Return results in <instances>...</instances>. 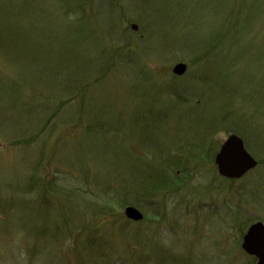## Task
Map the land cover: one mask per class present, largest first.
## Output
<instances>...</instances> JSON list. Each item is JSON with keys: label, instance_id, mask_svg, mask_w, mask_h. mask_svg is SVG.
<instances>
[{"label": "rangeland", "instance_id": "obj_1", "mask_svg": "<svg viewBox=\"0 0 264 264\" xmlns=\"http://www.w3.org/2000/svg\"><path fill=\"white\" fill-rule=\"evenodd\" d=\"M71 1L0 0V264H249L264 163L213 158L234 133L264 162V0ZM135 183L149 221L102 214Z\"/></svg>", "mask_w": 264, "mask_h": 264}, {"label": "water", "instance_id": "obj_2", "mask_svg": "<svg viewBox=\"0 0 264 264\" xmlns=\"http://www.w3.org/2000/svg\"><path fill=\"white\" fill-rule=\"evenodd\" d=\"M136 29V25H132ZM186 65L177 62L172 67L174 75H183ZM214 162L220 176L229 179H238L257 165L256 159L250 155L244 147L240 136L230 133L215 154ZM126 218L138 221L142 219V213L133 206L124 208ZM241 248L257 260V264H264V223L256 221L249 225L243 235Z\"/></svg>", "mask_w": 264, "mask_h": 264}, {"label": "trees", "instance_id": "obj_3", "mask_svg": "<svg viewBox=\"0 0 264 264\" xmlns=\"http://www.w3.org/2000/svg\"><path fill=\"white\" fill-rule=\"evenodd\" d=\"M71 2H75V1L73 0ZM76 2L78 4H80V1L79 0H76ZM161 18L158 17L157 22ZM61 104H64V103L62 102ZM263 163L264 162L261 159H259L257 165L260 166V164L262 165ZM187 164H186V162H183V161H179V162L178 161H175V162H171V163L170 162H167L165 168L164 167H162V169L159 168V170H157V172L152 171L155 174H153L152 172L151 173L147 172L144 175L145 178H143V179H148V180L150 179V181L151 180L154 181L155 179H157V181H159V185H161V184L165 185V187L163 188L164 190H162V191H169L170 190V187H173L174 189L179 188L184 183V181H182L181 179H186L187 178L186 177L187 175L185 173L189 174V171L190 170L187 168ZM165 172H169L170 175L167 174V173H165ZM158 176H165V179L167 181H165L164 183H161V181H160L161 178H159ZM146 182L149 183L148 181H146ZM163 185H161V186H163ZM149 188H150L149 185L142 186L141 183L138 184V185H137V183H135V185H132L131 186V192H132V196H133V199H134L133 201H128V202H125V201L121 202V201H119V203L117 205L119 207L118 208L119 209L118 211H114L115 209H114L113 204L111 202H109L108 204L104 205L103 207H100V210L103 212L102 214L109 215L110 217H112L114 219V222L119 223L122 220H124L123 212L121 213V211L123 210V208L125 206H127V204L128 205H132L134 207L139 208L140 211L142 210V213H143V219L142 220L145 221V222H147V221H149V218L147 217V215L143 211L144 210V206H146L147 208H152L154 210L158 209V208H153V207L150 206V205H152V206L153 205H157V204H155V203H157L156 202L155 195L158 193V191L157 190L154 191V192H156L155 195L152 194V193H151L152 194L151 195L150 192L148 191V190H150ZM153 202H155V203H153ZM120 208H121V210H120ZM247 258L250 259L249 264H254V261L252 260V257L250 258L249 256H247ZM107 262H108L107 264H112V262L110 260H108ZM122 263H124V262H122ZM129 263H125V264H129Z\"/></svg>", "mask_w": 264, "mask_h": 264}]
</instances>
